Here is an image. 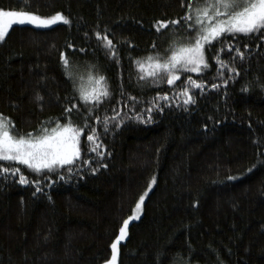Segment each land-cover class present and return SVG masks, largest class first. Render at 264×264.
Returning a JSON list of instances; mask_svg holds the SVG:
<instances>
[{
	"label": "trees",
	"instance_id": "16d2710c",
	"mask_svg": "<svg viewBox=\"0 0 264 264\" xmlns=\"http://www.w3.org/2000/svg\"><path fill=\"white\" fill-rule=\"evenodd\" d=\"M0 8L41 16L59 10L70 19L48 27L15 25L0 41V114L18 133L53 118L44 125L50 128L71 101L73 82L63 73L61 51L77 72L86 75L88 66L95 65L116 92L123 84L125 93L142 96L144 103L135 111L146 108L157 91L168 92L174 101L173 92L184 85L186 76L175 87L138 84V70L129 58L146 57L153 42L157 51L169 46L174 32L182 29L169 26L157 35L151 26L157 19L182 17L180 0H0ZM105 27L114 43L120 41L119 65L97 47L93 30ZM262 34H240L242 50L247 43L252 52L249 56L244 50L243 63L228 49L221 52V59H234L240 75L219 89L192 90L196 103L187 110L182 100L171 103L155 112L153 123L131 119L117 129L113 121L105 135L102 117L111 116L105 104L97 127L106 155L91 153L95 159L90 163L106 168L92 173L85 166L79 175L65 173L70 180H58L47 170L38 176L19 162H2L20 167L30 180L39 179L43 192L33 196L37 185L0 178V264H104L120 224L132 214L153 174L157 180L118 244L116 264H183L185 259L187 264H264V89L258 86L264 84ZM69 43L75 51L67 48ZM80 48L92 50L80 53ZM212 55L215 51L206 53L210 67L203 74L191 73L194 79L218 82ZM249 81L250 90L242 92ZM111 103L115 105V96ZM73 120L82 123L76 116ZM86 136L82 133V154L88 150Z\"/></svg>",
	"mask_w": 264,
	"mask_h": 264
},
{
	"label": "snow or ice",
	"instance_id": "6c2138e0",
	"mask_svg": "<svg viewBox=\"0 0 264 264\" xmlns=\"http://www.w3.org/2000/svg\"><path fill=\"white\" fill-rule=\"evenodd\" d=\"M181 7L184 9L182 17L176 19H157L152 28L157 35L169 26L174 29H182L178 34L169 39V46L161 51L156 50V44L150 46L149 54L143 58L132 59V64L137 71V83L148 82L150 85H162L165 82L169 86L175 87L174 82L182 76H186L183 87L178 92H173L176 97L173 101L168 92L155 93V96L148 102L146 108L135 111L136 107L144 103L142 96H133L131 93L124 92V86L121 84L119 92H116L106 75L96 71L95 65H89L86 69V75L76 71L77 65H73L64 51L59 53V60L62 64L63 73L73 82V96L71 101L63 107V111L51 128L44 125L52 123L53 118L42 121L37 129L28 133H18L15 125L10 122L8 117L0 114V178L3 181L12 180L19 185H40L41 181L30 180L20 167L5 166L2 162H19L26 166L36 175H42L45 170L49 174H55L58 180H70V175L88 166L90 172L95 173L100 167H107V164H99L91 167V161L95 157H104L105 148L101 140V133L98 132V123L101 116L98 114L100 109L108 104L111 108V116L104 115L103 134H107L109 125L115 121L114 127L120 128L125 122L134 119L137 122L150 124L153 123V117L156 111L163 112L164 108L171 103L180 105L183 101V107L187 110L188 105L196 103V97L192 90H199L201 93L208 89H219L220 86L228 85L239 75V70L233 61L221 59V52L228 49L232 52V57L239 58L241 63L245 60V51L251 56L252 52L249 44H243V50L238 42L240 34L245 36L250 34L264 33V0H180ZM63 22L69 24L70 19L62 11H55L54 14L41 16L32 11L5 10L0 8V41L6 38V33L15 25H32L35 27H48ZM93 35L97 41V47L101 48L107 59L115 61L117 65L121 63L117 44L112 38L111 29L105 27L103 31L93 30ZM231 36V39L226 37ZM86 42H91L92 37L88 32L84 33ZM264 40V34L260 35ZM132 46V41L125 38L123 41ZM220 44L221 47L215 46ZM68 49L75 51L74 45L67 44ZM92 49L80 48V53H86ZM215 55L210 59L216 61L217 83H207L205 80L194 79L191 73L203 74L209 69V58L206 53ZM224 69H227L225 76ZM43 79V77H41ZM253 79L258 80L257 77ZM85 82L87 86H85ZM264 89V84H259ZM251 87V81L242 85L241 91L248 92ZM144 89L141 88V92ZM116 97V103L113 105L112 98ZM65 100L69 98L65 96ZM35 100L42 106L43 97L36 94ZM161 101L164 103L162 104ZM120 110H117V109ZM129 110L131 115H129ZM76 116L82 123H76L73 117ZM95 121V123L93 122ZM216 123H219L217 121ZM207 127V125H205ZM90 129V130H89ZM86 132V143L88 145L87 153L82 154V133ZM110 155V153H108ZM88 155V158H84ZM264 155V153H261ZM251 169H248L250 171ZM18 174V180L15 179ZM228 179H234L229 177ZM157 177L155 174L147 182L144 193H148L153 188ZM47 182H51L48 180ZM42 187H36L33 196L42 193ZM145 194H141L135 201L132 214L123 220L120 224L118 234L111 241V257L104 261V264H116L118 255V244L123 241L127 235L129 222L138 217L142 208V202L145 200ZM193 201V205H196ZM159 256V254H158ZM162 259V257H161ZM183 264H187L185 259Z\"/></svg>",
	"mask_w": 264,
	"mask_h": 264
},
{
	"label": "rangeland",
	"instance_id": "374dc122",
	"mask_svg": "<svg viewBox=\"0 0 264 264\" xmlns=\"http://www.w3.org/2000/svg\"><path fill=\"white\" fill-rule=\"evenodd\" d=\"M16 11H17V10H16ZM57 23H58V22H57ZM51 127H52V126H51ZM51 127H50V128H51ZM142 203H143V202H142ZM141 211H142V208H141V210H140V214H141ZM140 214H139V215H140ZM138 217H139V216H138ZM138 217H135L134 219H137Z\"/></svg>",
	"mask_w": 264,
	"mask_h": 264
}]
</instances>
